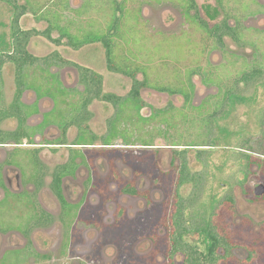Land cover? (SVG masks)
I'll use <instances>...</instances> for the list:
<instances>
[{
  "label": "rangeland",
  "instance_id": "obj_1",
  "mask_svg": "<svg viewBox=\"0 0 264 264\" xmlns=\"http://www.w3.org/2000/svg\"><path fill=\"white\" fill-rule=\"evenodd\" d=\"M23 1L24 0H21V2ZM254 1L250 0V8L248 11H244L242 15L244 18L241 23L245 27H250V31L245 38L257 43L260 48L259 50L257 47L259 50L257 56L260 62L264 64V56L260 54V51L264 54V36H262L264 35V15L256 13L258 7L255 6ZM45 2L46 0H40L41 4ZM207 2L210 1L197 0L198 6L206 5ZM260 2H264V0H256V3ZM69 3L70 7L76 10L81 8L84 1L69 0ZM209 6L211 12H213V8H216L213 3ZM203 8H205V6ZM217 8L219 9L217 19H214L213 22H218L225 16H239V14L242 13L240 5L238 6L233 0H230L229 3L227 2L225 6H219ZM144 13L148 20V26L154 29V31L149 32L152 34L157 32L165 34L166 36H172L174 34V36L180 37L187 27L179 13L170 12L169 14V12L166 11L165 5H146L144 7ZM94 14V12H90L89 14H86V17L90 15L95 17ZM73 15L74 14L72 13L71 16ZM34 17L35 15L31 12L23 16L21 19V27L23 29L34 28L37 31L44 30L47 27L46 21L35 20ZM100 17L101 16L98 17L99 21L101 20ZM84 20L85 18L83 16L82 21ZM4 21L6 22L5 17ZM0 23L2 24H0V29H2L0 30L1 42L3 36H5V39L7 36L2 34V15L0 16ZM6 29H4L5 32ZM185 32L189 42H187V40H181L182 53L178 63L179 66H183L184 70H197L199 66L218 67V73L215 74L221 76L225 80V76H230L231 74L233 76V74L242 67V63H246V61H256L254 58L256 56L254 53L255 49L253 46H250L248 43L245 45L236 44L230 38L225 39V47L223 49H210L212 51L208 50V52H205L203 55L199 52V35L196 32L191 31V29L189 31L185 30ZM51 36L55 39L59 37V32L53 30ZM9 38H12L11 31L9 32ZM134 42L139 43L137 38H135ZM166 46V51L174 56H176L181 49L179 46H175L171 42H168ZM27 49L31 55L40 60L31 66L25 67V74L27 76L26 80L29 82V80L34 79V84L41 83L43 85H49L53 83V76H56L62 86L67 89H72L70 90L71 92L68 98L69 103H77L80 101L82 86L79 82L78 71L74 65L62 66L57 62H52L49 67L45 66L42 63L41 58L47 57L55 51L58 52L61 58L71 60L76 64L84 65L99 72L103 77V91L105 93L125 95L130 90L131 79L119 74L109 73L106 70L104 50L101 43L85 45L77 50L67 44L66 38L61 39V44H56L38 34L31 37ZM6 51H9L8 48ZM43 67L46 68L45 72L41 69ZM2 69L5 91L4 103L5 105H9L15 93L14 64L5 63ZM182 74H184L183 71ZM184 76L185 75H183V77L181 76V78L185 79ZM137 78L141 79V74H139ZM191 81L194 84V95L192 98V103L194 105L199 104L204 99L208 98V96H214L217 93L215 85L204 86L202 84L199 73L192 75ZM258 84L256 90L254 89L252 99L230 102L229 106L226 107L225 112L219 114V117L216 118L215 121L217 122V125L225 130L220 134L217 132L219 135L217 145L214 147H200L209 148V150L205 149L208 151L204 155L206 160L204 168L206 170L207 178L209 179V182L206 185V195H221L232 185L233 194L235 195V214L233 215L235 223H239L238 221L249 217L250 219L252 218L254 225L249 247L235 248L232 251V257L221 259L218 264H264V194L262 197L260 196L253 199L255 186L259 183L264 184V124L259 125L257 119V116L264 111V79ZM30 91L23 95V99L26 102H31L35 97ZM140 95L144 102V106L141 109L143 116H148L155 109H163L166 107H169L173 113L183 106V98L178 95L158 93L150 89H142ZM214 98L215 97H209L210 101L207 106V112L205 111L203 113L204 115L212 111L213 102L215 100ZM52 105L54 106L51 99H44L41 102L43 110L51 108ZM68 108L69 106H66V104L62 102L58 105V110L70 111L71 109L67 110ZM88 109L91 112V119L88 121L90 129L98 135L105 134L109 127V121L116 113L115 107L104 101H93ZM183 111L189 113L192 112L188 108H184ZM41 118V115L31 117L26 125L28 127L35 126ZM159 121L160 118L157 117L147 123L138 124L136 118V122L134 121L136 125L132 122L128 124V121H125L119 124V128L132 129L131 132L135 134V141L138 143L137 150H139V158L146 156L147 159L150 153L154 152V150L157 151L156 159L160 168L166 172L171 169L169 172V184L171 185L172 177H175L177 174L176 166L180 162L179 159L175 160V167H171V159L175 148L171 145L172 140H183V143L191 140L202 141L210 134V132L207 126L197 128L193 125L189 126L188 123H182L177 119H174V121L178 123L176 127H169L163 123L160 124ZM16 126L17 121L14 118L6 119L1 124V128L4 130H11ZM159 132H162L161 134H164L166 137L160 135ZM165 132H167V134H165ZM77 133L78 128L76 126H72L68 129L66 136L69 143L76 138ZM58 136H60V130L53 125H49L48 128L42 132V135L36 134L33 137L35 142L34 145L25 144L20 147L27 151L32 148L39 149L38 155L40 161L45 166L46 175L44 178V185L36 193V200L44 209L50 211L54 216L53 224L47 228L34 229L30 235L31 237H27V240H31V244L36 249L37 253L45 257L38 258L36 261L32 258L28 259L25 264H138L139 257H136L135 255L146 254L147 250L150 249V244L144 239L129 244L132 243L134 239L131 237L130 233H127V231L124 230V221L120 222V219L117 217L118 215L115 213L117 201L106 204L105 215L100 221L101 224L108 226V228L106 229L107 232L105 238L107 244H103L102 252L99 256L93 255L97 241H100L99 233L96 229L85 227L81 222L76 224L75 228L72 229V232H65L67 230H65L64 225L62 224L63 222L59 219L58 203L50 190L49 184L51 181V173L55 166L67 161L71 148L77 147L70 144L57 145L44 143L49 142V140ZM141 139L146 141L150 140L153 145L145 147L139 144L142 143ZM241 144L245 145L246 149H240L239 146ZM88 147L89 146H81L80 149L88 155L89 152H92V149H89ZM182 147L183 146H180L179 148ZM8 148L11 147L0 146V162L6 159V155L9 152ZM197 148L199 147H191L187 155L191 169L193 170L203 169V165L194 158ZM241 151L248 153L256 160L252 163L249 169L247 168V160L245 158H239L237 160L235 158V156L239 155ZM20 154H22L21 157H26V160L28 161L29 156L26 154V151H22ZM102 159L103 158L99 157L94 159L95 166L97 167L94 179L99 184L103 183L107 171L106 163H103ZM117 162L118 163L116 164L118 165V168L122 170L123 174L130 175V171L122 166L120 160H117ZM17 173L16 170L13 171L11 168L8 169L7 176L11 181V187L17 185L15 179ZM28 174L29 170L25 174V177L28 176ZM89 174L90 172L88 171V175ZM78 175H80V177L77 178L78 180L72 182L70 180L65 181V192L67 196L70 199H76L77 201L84 195H80L81 192L77 184H84L87 177V170L80 168ZM138 182L140 187H144L153 192V197L156 202H162L161 199L163 198L164 193L160 187H158L159 189L152 187L150 182H148L144 176H141L138 179ZM22 188H25L30 192L34 190V187L31 185ZM85 192L86 190L84 189V193ZM184 192H188V188H185ZM88 196L91 201V206L98 203V195L95 190L88 191ZM9 203L10 206L8 205V207L11 209V206L16 203V201H10ZM120 203L128 209L130 215H136V213L145 206V202L142 200L134 201L129 200V198L126 197L121 198ZM159 210H161V208H159ZM11 211L12 215L16 214L18 216H23V214H25L24 208L15 209L14 207ZM15 221H20V219L18 218ZM10 222L11 220H9L8 223L13 226L15 225ZM20 223L21 222H19V224ZM8 234H11L9 236L12 239V244H21L25 242L16 232L0 234V249L5 240V236ZM78 236L81 240L76 239L78 240V243L69 253H67V250L63 247V243L69 241L71 237L72 239H75ZM117 239L119 241H117ZM112 241L116 243L114 244ZM199 244L202 243L199 242ZM157 248L158 254L156 258H148V264H169L168 248L166 247V244H158ZM201 249L204 250V246H201ZM119 255L121 258H125V261H123V259L118 260ZM175 260L176 263L179 264L182 260V255H177ZM142 261L144 262V260Z\"/></svg>",
  "mask_w": 264,
  "mask_h": 264
},
{
  "label": "flooded vegetation",
  "instance_id": "obj_2",
  "mask_svg": "<svg viewBox=\"0 0 264 264\" xmlns=\"http://www.w3.org/2000/svg\"><path fill=\"white\" fill-rule=\"evenodd\" d=\"M93 1L95 2V0ZM117 1L123 2L126 5V8L130 13V16L124 20V21L130 20L128 24L132 32L131 36L127 39L129 40V43H128L129 47L128 49L126 47L124 50V54H125L124 56L129 57L130 61L134 59L138 63L141 61H146V62H149V64H156L154 65L158 67L154 69L156 71L160 70L162 72H169L172 69H175L176 71H181V72L190 71L189 69L184 70L183 66L181 67L177 63H175L174 65H171L170 60H169L170 62H166L168 64H165V65L162 64V57L164 58L167 56L171 57L168 51H166V48H167L166 44L168 42L173 43V45L175 46L178 44V46L181 48L180 52L177 54V58L179 57L180 59V56L182 53V46L180 42L181 40L183 41L187 40V42H189V39L186 37L185 30L189 31L190 29L191 31L196 32L199 35L200 37L199 52L202 53L203 55L205 52H208V50L210 49H223L225 47V42H224L225 39L230 38L236 44L245 45L248 43L250 46H253L255 49L254 53L256 55L254 58L255 59L258 58L257 55L259 54L260 48L258 47L257 43L255 41L247 40L245 38L247 33L250 31V27H247V26L245 27L241 23L244 18V16H242L244 11H248V9L250 8V0H233L238 6L240 5V9H242V13L239 14V16L237 15L236 16L235 15L225 16L218 22H213L214 19L215 20L217 19V15L219 11L217 7L225 6L226 3L227 2L229 3L230 0H209L210 2H207L206 5H202V6H198L197 0H117ZM251 1H254V0H251ZM214 2L216 3V5ZM254 2H255V6L258 7V10H256V13H259L260 15H264V2L256 3V0ZM20 3H23V2L20 1ZM212 3L216 7V8H213V12L210 11V6H209V5H212ZM151 4L156 5V6L165 5L166 11L169 12V14L170 12L179 13V15L184 20L183 22L187 25V27L185 28L184 32H182V35L180 37L174 36V34L172 36L170 35L166 36L165 34L157 33V32H154L153 34L149 33V32L154 31V29L148 26V20L144 13V7L146 5H151ZM204 6L205 8H203ZM81 8H82V5H81ZM11 9H12V13H11ZM79 9H76V10H79ZM93 11L94 9L91 12ZM0 14L2 15V23H3L2 34L7 35L6 39H5V36H3V40L1 39L2 41L0 42V92H1L0 100H2L0 101V131H3L5 133H10V132L21 133L22 131H24L25 134L28 135V137L22 138V140L19 142L10 138L0 143V146L11 147V148H8L9 152L6 155V159L0 162V234L16 232L19 235V237L23 238V241H25L21 244H12V239L9 236L11 234L6 235L5 240L3 241V244L0 249L1 250L0 251V264H19V263L25 264L28 259L32 258L34 261H36L38 258L45 257L37 253L36 249L31 244V240L30 241L27 240V237H31L30 235L34 229L47 228L51 224L54 223L53 214L50 211L44 209L36 200V193L44 185L46 169H45L44 164L40 161V158L38 155L39 153L38 148H32L29 151H27L20 147L25 144L34 145L35 142L33 140V137L36 134L42 135V132H44L46 128H48L49 125L51 126L53 125L57 127L60 130V136L52 140H49V142H44V143L57 144V145L70 144L72 146L77 147V148H71L67 161L55 166L54 170L51 173V181L49 184L50 190L55 196L56 201L58 203L59 219L63 222L62 224L64 225L65 230H67L65 232L66 233L72 232V229L75 228L76 224L81 223V222L84 224L85 227H91V228L96 229L99 233L100 241H97V244L94 248L93 255L99 256L102 252L101 250L103 248L102 247L103 244H107V241H105V238H106V232H107L106 229L108 228V226L101 224L100 221H101V218L105 215L104 214L105 207H107L106 204L117 201V204L115 207V210H116L115 213L118 215L117 217L120 219V222L124 221L125 223L124 230H126L127 233H130L131 237L134 239L132 243H129V244H133L134 242L142 240V239L147 240L150 244V249L147 250L146 254L135 255L136 257H139L138 264H148L149 259L156 258L158 254V251H157L158 244H169L170 234L172 232L171 231L172 230L171 229L172 228V225H171L172 204H173V199L176 195L175 193L177 190L176 189L177 174L175 175V177L174 176L172 177V181L170 185L169 184L170 183L169 172L171 169L168 172H166L165 170H162L160 168V165L158 164L157 159H156L157 151L155 150L154 152L149 154L147 159H146V156H142L141 158H139L138 157L139 150H137L138 143L135 141V137H134L135 134L131 132L132 129L118 127L117 128L118 133L114 136V138H112L111 144H108V145L104 144L103 140L101 139V136H105L109 132L110 127H108L107 132L103 135H98L94 133L88 125V121L91 119V116L87 119L86 125L89 131L95 134L97 137L92 141L91 144L89 143L76 144L77 137L80 134L79 128L76 125L71 124V125H67L65 131H63V128L60 126V123L62 122V118L65 117L68 123L71 115L74 114V112L72 111V107H73L72 105L76 103L68 102V98L71 92L70 90L72 89H67L66 87L62 86V84L60 83L61 90L63 93L59 94L56 91V89L53 88L56 85L51 83L49 84L52 86L50 87L51 88L50 93L46 94L45 92L49 88V85H43L40 83V84H35L36 86L41 87V90L37 91L34 85H32L30 81L28 82L26 80L25 66L23 69L22 68L17 69V66L13 62H11L9 59L3 58L5 57L7 53H11L13 51V36H12L11 26L13 23L15 11L12 5L8 1L0 0ZM26 14L27 13L23 14L19 18V26L21 29H23L21 27V19ZM118 14H120L119 11L117 15ZM4 17H5L6 22L4 21ZM130 17L131 19H129ZM84 18H85V20L83 21L84 23L85 21H87V23L92 24V26L100 28L101 33L109 34L112 39L117 37L118 32L116 30L113 29L111 30V32L107 31V26H106L107 18L106 17L104 18V16H101L100 21L97 16L92 17L90 15L87 17L85 16ZM225 25L228 28H226ZM4 29H6V32ZM23 30H26V29H23ZM10 31H11V37H12L11 39L9 38ZM135 38L138 39L139 43L134 42ZM97 43H101V42L88 43L85 45L97 44ZM101 45L104 50L106 70L109 73L119 74V75H122L124 77L131 79V87H130V90H131L132 85H133V79L130 76L124 75L119 72L110 71L108 69L107 62H106L105 47L103 43H101ZM81 47H79L78 49H80ZM257 47L259 48V50L257 49ZM7 48L9 51H6ZM260 54L264 56V54L261 51H260ZM2 58L5 61L1 62ZM69 61L72 62L71 60ZM5 63L14 64L15 93L9 105H5L4 103L5 91H4V78L2 75V70H3L2 68ZM248 63H251V62L246 61V63H242V66ZM260 64H263V63L260 62ZM69 65L75 66V65H80V64H76L72 62ZM64 66H68V65H64ZM81 66H84V65H81ZM217 68L199 66L198 69L197 70L194 69V71L196 72V74L197 73L200 74L202 84L204 86L215 85V84L206 83L203 80V72L205 71L211 72L214 74L215 77H218L217 74H215V73H218L219 68L218 69ZM89 69L101 76V86H102L103 94H113L116 97H125L129 93L130 90L125 95L105 93L103 91L102 75L99 72L91 68ZM139 74L141 73H138L136 75V79H138L137 76ZM141 76L142 78L139 80L143 79L142 74ZM19 77L24 78L23 80L24 84L20 90H18L19 86L17 83V79ZM78 77H79V72H78ZM180 84H182V86L183 85L186 86L187 82L186 81L182 83L178 82L179 86ZM215 86H216L217 93H218V86L217 85ZM142 89H150L158 93L181 96L183 98V105H184L185 98L182 94H177V93L171 94L169 92L158 91L154 87H152V85L145 86ZM141 90H140V94H141ZM29 91L32 92L35 95V97L32 99L31 102H26L23 99V95H25V93ZM82 91H83V86H82ZM188 93L190 94V97H191L190 105H193L195 107L204 105L206 102H208L209 104V101H210L209 97L210 98L214 97L217 94L216 93L214 96H208V98L204 99L199 104L194 105L192 103V98L194 95V87L192 90H188ZM251 96L252 97L247 98L245 100L252 99L253 94ZM16 99H18V102H20V105L18 107H14ZM44 99H51V101H53L54 106L52 105L51 108L43 110V107L41 106V102ZM93 101H104V102H107L113 105V103L109 101L94 99L88 104V107ZM233 101H244V100H231L230 102H233ZM60 102L66 104V106H69L67 110H70V109L71 110L70 111L58 110V105ZM230 102L226 103L227 104L226 107L229 106ZM77 103L79 104L80 102L78 101ZM140 103H141V106H140L139 113L143 118H149L154 114V112L160 113L161 110L169 108V107H166L163 109H155L148 116H143V114L141 113V109L144 106V102L141 99V95H140ZM88 107H87V110L88 112H90ZM113 107L115 106L113 105ZM180 108H183V106ZM115 111H117L116 107H115ZM123 111H124L123 115L125 116L126 122L128 121L127 122L128 124L131 122L135 124L134 121L136 122L137 115H136V111L134 109L133 104L131 105L129 103H126L125 107L123 108ZM212 111H213V108H212ZM224 112L225 110L218 112L217 115L213 117V124L211 125L212 129H210L207 126L211 136L213 135L217 136V138L215 137L216 143L213 146H206V145L198 146L199 148L197 149H208L209 150V148H200V147H214L217 145V141L219 139L218 133L220 134L222 131L224 132L225 130L220 128L217 125V122L215 120L217 117H219V114H223ZM19 113H21V115ZM263 113L264 111H262L257 116L259 125L264 124V122H261L262 117H260ZM38 115H41L42 117L38 121V123L35 124V126L28 127L26 125L27 121L31 117H36ZM10 118H14L17 121V126L11 130L2 129L1 128L2 122ZM82 125H85V124H82ZM72 126H76L78 128V133H77L76 138L71 143H69L67 140L66 134H67L68 129ZM165 134H167V132H165ZM139 144L143 145L142 143H139ZM152 145L153 144L151 143V145H143V146L149 147ZM81 146H89L88 148L92 149V152H89L87 155L86 152L80 149ZM172 147L179 148L180 146L176 147L172 145ZM208 150H206V152ZM22 151H26V154L29 156L28 161L26 160V157L25 158L21 157L22 154L20 153ZM77 153L81 155H77ZM34 156H36L38 161L43 165V174H41V179H40L41 181L39 185H37L36 183V177L34 179L31 176V174L33 173L31 166H32V159L34 158ZM74 156H75V158L73 159V161L75 162L74 168H72L71 172H68L64 174L63 176H61V179H60V188H61V195H62V198L60 199L59 197H57L55 191L52 188V184H51L52 179H53L52 177L57 167L61 165H65L66 163H69L70 160ZM98 157L103 158L102 159L103 163L104 162L106 163V168H107V171L105 174L106 176L102 184H99L94 179V174H96L97 172L96 170L97 167L95 166L94 159ZM117 160H120L122 166L126 167L130 171L129 172L130 175L123 174L122 170L118 168V165L116 164L118 163ZM175 160L177 159L174 158V154H173V157L171 159L172 161L171 167H175L174 166ZM178 165L176 166L177 171H178ZM9 168L13 169V171L16 170L18 172L15 175L16 184H17L15 187H11V181L7 176ZM80 168H84L87 170V177L84 181V184H80V183L77 184L81 192L80 195L84 194L80 198V200L77 201L76 199L72 200L67 196L65 192V181L70 180L72 182L74 180H78L77 178L80 177V175H78ZM28 170H29V174L28 176L25 177V174L27 173ZM88 171L90 172L89 175H88ZM141 176L146 177V179L148 180V182H150V185H152V187L154 188L160 187L163 190L164 195H163V198L161 199L162 202H156V200H154L153 192L151 190L149 191L148 189H145L144 187H140L138 179ZM208 182H209V179L207 180V183ZM259 184H262V183H259ZM28 185H31L34 187V190L32 192L27 191V189L25 188L24 189L22 188ZM185 188H188V192L186 193L184 192ZM84 189L86 190L85 193H84ZM229 189L231 190V193H233L232 185L227 190ZM90 190H95L98 195L97 196L98 203L94 206L90 205L91 201L88 196V191ZM190 191H191L190 184H184L179 189V193L183 196L189 194ZM260 196L262 197L263 194ZM260 196H257L254 194V197H260ZM124 197L129 198V200H134V201L142 200L145 202V206L140 211H138L136 215H130L128 213V209L120 203L121 198H124ZM10 201H16V203H14L11 206V209L8 207V205L10 206V203H9ZM14 207L15 209L24 208L25 214H23V216H18L16 214L12 215L11 210ZM159 208H161V210H159ZM18 218L20 219V221H15ZM9 220H11L10 223H14L15 225L13 226L12 224H9L8 223ZM244 221L246 222L245 224H248L251 227V229H254L252 218L250 219L249 217H247L238 222L242 223ZM19 222L21 223L19 224ZM184 238L186 241L190 243L199 244L200 242V240H197L198 238L197 234L196 235H193V234L184 235ZM76 239L81 240L79 236L76 237L75 239L74 238L72 239L71 237L69 241H66L65 243H63V247L67 250V253H69L71 249L78 243V240ZM117 241L119 240L117 239ZM113 243L115 244L116 242H113ZM99 244H102V245H99ZM121 259L125 261V258H121V256L119 255L118 260H121ZM142 260H144V262ZM175 263H176V260H175Z\"/></svg>",
  "mask_w": 264,
  "mask_h": 264
},
{
  "label": "trees",
  "instance_id": "obj_3",
  "mask_svg": "<svg viewBox=\"0 0 264 264\" xmlns=\"http://www.w3.org/2000/svg\"><path fill=\"white\" fill-rule=\"evenodd\" d=\"M14 8L15 14L13 23L11 26L13 36V51L5 55V59H9L18 68H24L33 65L40 60L39 58L31 55L26 46L29 39L34 35H42L56 44H61V39L66 38L67 44L74 49L88 44L101 42L105 47L107 67L110 71L122 73L130 76L133 79V85L129 93L125 97H116L113 94H103L101 86V76L93 72L89 68L81 65H75L79 72V82L83 86L81 92L80 103L72 105V111L69 122L66 118H62L60 126L65 131L67 125L74 124L79 130L80 134L77 137L76 144H91L97 137L91 133L86 125L87 119L91 116L88 112V104L94 100H105L113 103L117 111L114 117L109 121V132L105 136H101L104 144H111L112 138L118 133L117 128L120 122H125V116L123 115V108L126 103L133 104L136 111L138 124L147 123L154 120L157 117L160 118V123L169 127H176L177 122L174 119L181 121L182 123H188L189 126L193 125L197 128L208 126L210 129L213 124V117L218 112L225 110L226 103L231 100H245L252 97L251 95L256 90L264 78V64H260L259 58L256 61L243 65L233 76H225V80L221 77H215L211 72H203V80L209 84H215L218 86V93L216 94L213 102V111L208 114L207 104L199 107L190 105V94L188 90H192L194 85L191 81V76L196 74L194 70L185 71L182 74L181 71L171 70L169 72L156 71L158 68L154 66L156 64H149V62L141 61L136 62L134 59L130 61L129 57L124 56L125 48L129 47V40L131 36V28L128 24L130 21H124L130 16L126 5L123 2L117 0H83L82 8L74 10L70 7L69 0H46L41 4L40 0H6ZM96 3V4H95ZM94 9V15L106 17L107 31L116 30L118 32L117 37L111 38L109 34H103L100 32V28L92 26V24L82 21V17L89 14ZM118 14L117 15V13ZM33 13L35 20H45L47 27L42 31L36 29L23 30L19 26V18L25 13ZM74 14L71 16V14ZM131 19V17L129 18ZM226 26V25H225ZM116 28V29H115ZM226 28H228L226 26ZM53 30L59 32V37L53 38L51 33ZM107 32V33H108ZM178 46V44L176 45ZM176 50V49H175ZM172 55V54H171ZM2 61H5L4 59ZM171 65L179 63L180 59L177 55L171 57H162V64L170 62ZM42 63L49 67L52 62H57L61 65H69L72 62L61 58L58 52H53L47 57L41 58ZM152 67V68H151ZM45 72L46 68H41ZM24 71V70H23ZM141 73L143 79H136V75ZM185 75V79H182ZM27 77V76H26ZM55 77V78H54ZM23 77L17 79L18 90L23 86ZM187 82L186 86H180L179 83ZM34 85L37 91L41 90V87L36 86L35 80H29ZM53 84L56 85V91L60 94L61 84L56 76H53ZM52 84V85H53ZM154 87L158 91L169 92L171 94H182L185 98L183 108H188L192 112H184L183 108H178L176 112L166 108L155 113L149 118H143L140 113V90L145 86ZM50 87L46 90V94L50 93ZM56 94V93H54ZM20 102L15 100L14 107H18ZM217 109V110H216ZM21 111V110H20ZM19 111V112H20ZM21 115V113H19ZM207 115V116H206ZM261 122H264V113L260 116ZM85 124V125H82ZM160 135L166 137L162 132ZM28 137L24 131L5 133L0 131V143L6 139H14L17 142L22 138ZM216 135L211 136L209 134L202 141H187L183 143V140H172L171 145L183 148H174V158L179 159L176 181V195L172 204V216L171 225L172 232L170 234L169 244H166L168 248L169 264H176L175 258L177 255H182V261L180 264H218L221 259H227L232 257V251L238 247H249V242L252 238V229L246 222L235 223L233 215L235 214V197L231 190H227L221 195L210 194L206 195V183L208 178L206 177L205 170V149H196L195 160L203 165V169L193 170L190 166L188 159V152L191 147L198 146H213L216 143ZM143 145H151V141L141 139ZM240 149L244 150L245 145L241 144ZM77 155H81L77 153ZM65 165L57 167L53 174L52 188L55 191L57 197L62 198L60 179L64 174L71 172L74 168L75 162L73 159ZM237 159L245 158L247 160L246 165L249 169L253 162L256 160L251 155L243 151L239 155L235 156ZM32 178L35 179L37 185L40 184L41 174H43V165L34 156L32 159ZM184 184L191 185V191L187 195H181L179 189ZM256 197H253L255 199ZM198 235L197 240H200L202 244H194L185 240L184 235ZM204 246V250L201 249Z\"/></svg>",
  "mask_w": 264,
  "mask_h": 264
},
{
  "label": "water",
  "instance_id": "obj_4",
  "mask_svg": "<svg viewBox=\"0 0 264 264\" xmlns=\"http://www.w3.org/2000/svg\"><path fill=\"white\" fill-rule=\"evenodd\" d=\"M254 194L257 195V196H260V195L264 194V185L263 184H258L254 188Z\"/></svg>",
  "mask_w": 264,
  "mask_h": 264
}]
</instances>
